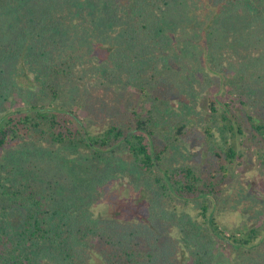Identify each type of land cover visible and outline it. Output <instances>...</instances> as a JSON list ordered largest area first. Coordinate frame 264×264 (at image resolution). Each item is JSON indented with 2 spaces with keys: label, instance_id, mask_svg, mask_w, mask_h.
<instances>
[{
  "label": "trees",
  "instance_id": "1",
  "mask_svg": "<svg viewBox=\"0 0 264 264\" xmlns=\"http://www.w3.org/2000/svg\"><path fill=\"white\" fill-rule=\"evenodd\" d=\"M216 3L220 19L196 36L178 0H0V264H90L89 252L103 264H177L181 252L183 264H217L221 242L264 263V222L227 235L216 216L243 140L264 151V0ZM103 6L106 20L79 35L73 17ZM239 13L248 28L234 30V52ZM95 36L105 59L90 72ZM20 64L35 88L15 78ZM97 75L121 96L103 123L76 110ZM194 136L202 160H176ZM72 163L86 180L68 178ZM124 175L152 194L150 233L95 212L96 193Z\"/></svg>",
  "mask_w": 264,
  "mask_h": 264
},
{
  "label": "rangeland",
  "instance_id": "2",
  "mask_svg": "<svg viewBox=\"0 0 264 264\" xmlns=\"http://www.w3.org/2000/svg\"><path fill=\"white\" fill-rule=\"evenodd\" d=\"M126 1L132 0H123V2ZM178 2L176 14L178 12L183 14V18H185L187 22L186 31L196 34V36H199V34L205 35L208 29L220 19L221 5L218 6L216 0H178ZM94 9V7L91 9L88 8L85 14L75 15L73 17L75 24L80 26L77 27V29L81 30L79 35L83 33L86 34V29L91 32L93 28H95V25H101L104 18L106 20L103 12L105 9L104 6L103 8L95 9V11ZM64 14L67 13H62V16H64ZM188 16L196 18V23L189 21ZM230 17L232 18L228 21V27L232 28L228 29V32L231 31L228 39V47L231 46L234 52L238 50L241 51L240 47H242V43L239 44L236 41L234 42V40L237 38L241 39L245 35L243 30L247 27V25L245 26L246 15L244 13H239L235 16L229 14V18ZM238 21L239 23L237 24ZM247 28L245 30H247ZM115 29L116 28L112 27V30ZM235 29L242 32L243 36L240 33L234 32ZM174 31L177 32L179 36L183 30L179 27V31L177 28L174 29ZM112 34H114V31ZM96 36L89 38L92 44H96L94 47L95 50L92 49L89 55V57H91L90 61L86 60L88 63L87 68L90 72L97 71L98 69L96 67L99 65L101 66L105 59V50L103 46L100 47V43ZM233 42L236 43L235 45L237 46H232ZM206 54L207 53H205V56H207ZM89 57L87 59H89ZM16 73L17 75L15 78H18V82L21 85L35 88V69L20 64ZM99 79L100 76L97 75L94 80L91 79L90 82H87L88 89L85 91V99H89V104L85 108L79 107L76 110L82 118H84L85 113L88 114L91 112L93 114V112H98V116L101 117L100 121L103 123L106 120L104 117L107 116L106 110L109 108L111 109L121 96H119L118 84L106 82L107 84L105 86ZM62 101H66V104H68L65 97L62 98ZM17 108L18 104L14 105L11 109L16 110ZM205 112H207V110L200 106L197 107L196 113L199 116L204 115ZM201 146V141L197 136H194L181 146L179 152L175 151V159L188 164L197 165L202 160L203 154ZM240 148L244 150L245 156L243 163L241 166L232 170V178L226 192L217 205L218 208L216 211L218 223L227 235L244 233L254 227L260 228L264 222V168L260 164V159L264 156V151L250 146V144L244 140ZM74 164L72 163L67 171L69 172L68 178L71 181H76V179L86 180L87 177H84V173L87 172V169L81 164ZM134 182V178L124 175L115 178L109 186L100 189L99 192L96 193L95 212L101 215L103 219L125 223L133 228H142L148 230L150 233L151 230L149 229V222L147 219L152 194L146 187L136 192ZM173 237V233L168 232L162 236V239L163 241H170ZM89 253L90 264H103L101 257L97 253ZM178 256L176 263L183 264V252L179 253ZM262 262H264V257L262 258ZM217 264H254V262L244 258L241 251H231L228 245L221 242V260H219Z\"/></svg>",
  "mask_w": 264,
  "mask_h": 264
}]
</instances>
